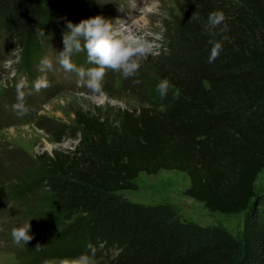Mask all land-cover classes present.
<instances>
[{"label":"trees","instance_id":"trees-1","mask_svg":"<svg viewBox=\"0 0 264 264\" xmlns=\"http://www.w3.org/2000/svg\"><path fill=\"white\" fill-rule=\"evenodd\" d=\"M174 2L163 53L145 60L158 82L170 81L168 94L139 108L75 109L77 146L36 156L44 173L34 186L50 196L54 215L32 228L58 229L34 252L40 259L75 257L91 243L94 264H264V194L255 190L264 171V0ZM91 9L92 0H0V23L29 69L43 33L63 35L67 21L90 18ZM213 11L224 12L226 32L209 30ZM222 36L209 63V41ZM163 170L187 174L185 195L211 213L243 214L240 235L119 194L136 191L140 174Z\"/></svg>","mask_w":264,"mask_h":264},{"label":"rangeland","instance_id":"rangeland-1","mask_svg":"<svg viewBox=\"0 0 264 264\" xmlns=\"http://www.w3.org/2000/svg\"><path fill=\"white\" fill-rule=\"evenodd\" d=\"M178 14L174 0H92V17L102 15L123 24L134 34L153 44L148 56L163 53L162 33L173 16ZM42 53L25 65L24 51L17 47L14 37L0 23V264H61L65 258H39L34 254L39 246L47 245L53 234L45 228L33 229V238L27 243H17L12 230L28 221L33 225L43 216L54 215L50 196L45 190L34 186L43 176L44 170L36 160L37 155L51 153L54 149H74L79 140L74 131L75 109L104 110L116 108H139L155 103L158 91L156 77L149 71L146 58H141L135 74L124 77L119 70L106 69L104 76L105 95L93 93L81 81L75 71L65 70L58 62L59 51L64 48L63 35L45 32L40 37ZM48 57L54 67L46 72L47 84L38 91L32 83L45 75L41 71V60ZM80 66L91 67L86 52L73 57ZM24 79L28 92L24 98L27 111L17 108V84ZM136 191H122L126 199L146 205L170 204L184 218L202 225L222 224L231 233L239 236L244 216L211 213L202 203L185 195L190 186L187 174L180 171L163 170L158 174L142 173L136 179ZM31 186L32 188L29 189ZM28 187V188H27ZM18 189L25 194L14 198ZM3 190V192H1ZM255 190L264 194V171L255 184ZM95 263V260H94Z\"/></svg>","mask_w":264,"mask_h":264},{"label":"clouds","instance_id":"clouds-1","mask_svg":"<svg viewBox=\"0 0 264 264\" xmlns=\"http://www.w3.org/2000/svg\"><path fill=\"white\" fill-rule=\"evenodd\" d=\"M113 21L102 15L86 18L79 23L71 20L67 21L65 31L63 32L62 51L57 52L59 64L68 71H75L81 78V82L86 85L93 93L105 95L104 76L106 69L121 71L124 77L131 76L140 67L141 58L147 57L153 51L151 41L142 36L134 34L123 24ZM207 26L209 30L215 29L217 34H222L228 30L225 22L223 11H213L208 14ZM44 34V33H43ZM227 36H222L218 40H210L212 45L209 63L213 62L219 52L222 50L223 42ZM86 52L87 62L91 67L76 65L73 57L80 53ZM54 62L48 57L41 60V71L44 76L37 78L31 85V88L39 90L47 84L46 72L52 70ZM170 81L167 78L161 79L156 89L161 97L168 94ZM26 88L22 78L17 84L18 100L20 101L15 107L27 111L24 105V98L31 94V88L28 92L23 91ZM30 221L14 228L12 230L13 238L17 243L23 241L27 243L33 236L31 235ZM88 251L82 252L75 257L64 259L61 264H94L96 248L93 244L87 246ZM44 264H52L51 260H45Z\"/></svg>","mask_w":264,"mask_h":264}]
</instances>
